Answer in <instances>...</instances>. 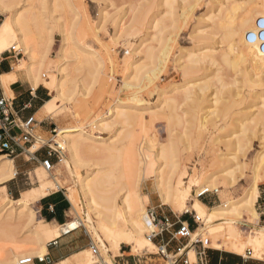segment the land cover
<instances>
[{
    "label": "rangeland",
    "instance_id": "rangeland-1",
    "mask_svg": "<svg viewBox=\"0 0 264 264\" xmlns=\"http://www.w3.org/2000/svg\"><path fill=\"white\" fill-rule=\"evenodd\" d=\"M149 1L151 0H16L10 5L7 4L9 9L13 7L20 9L24 14L23 17L30 20L40 41H44V46L40 50L43 52V47H46L43 52L46 56L42 65H37L40 72L39 84H43L50 90L49 99L52 98V102L57 103L55 111L50 112L43 108L42 112L37 115V118H46L47 124L37 129V140L30 151L34 152L37 148L47 147L57 150V155L53 167L45 177H42V172L46 171L45 166L35 163L33 166L27 165L23 171L19 169L17 176L13 175L8 180L0 182V208L9 200H13L15 206L11 213L13 214L12 223H10L11 214L0 211L1 263L10 264L13 252L17 251L18 246H23L22 241L26 240L29 244L34 239L30 231L32 227L41 223L36 208L41 195L36 189L42 182L51 181L52 186L48 192L62 189L66 196L76 195L82 211L80 216L90 221L78 227L80 234L73 239L81 245L85 244L84 250L67 260H62L61 264H99L103 260L106 264H118L116 257L120 253V248L124 246H128L132 257L148 260L149 264H173L171 260L168 261L156 253L157 240L153 241L154 245L148 244L142 247L126 242L113 247L111 242L96 228L98 226L97 211L82 193L78 175H84L91 165L97 168L107 166L99 164L104 157V148H101L99 143L93 144L97 145V148L87 149L82 156L83 164L81 167L76 166L61 136V130L65 127H80L97 141L120 132V135L116 134L114 141L118 142L117 147L122 153L131 139H134L137 145L141 143L152 152V157L162 147L167 148L173 161L185 162L190 171L196 169L198 180H201L203 174L222 171L231 166L235 179L233 188H226L224 181L220 180L218 184L210 186L212 193L204 198H198L207 205L208 213L212 208L228 202L229 199H241L251 189L253 183L251 169L257 153L264 150V124L257 120V110L263 107L264 76L255 75L254 72L247 74L249 70L245 69L246 66H241L239 72H233L229 68L223 69L221 66L213 65L211 78L199 82V84L207 82L209 87L207 98L200 101V109L195 107L197 102H193L192 99L181 100L179 108L175 111H170L168 107L163 108L162 97L172 95L171 89L174 84L179 85L183 82L180 69L188 59V52L198 48L201 35L206 30H210L211 11L216 9L219 0H189L190 2L186 4L188 12L184 17L180 15V21L175 24L166 14V7L163 4H158L148 15L139 12L143 9L147 12L151 3ZM9 9L7 12L0 11V25L9 18ZM151 15H157V19L160 20L158 29H162L159 32V41H155L159 54L156 64H152L145 55L146 48L152 43ZM141 19H144L143 23L140 22ZM75 22H79L82 29H76L73 39L88 50L95 52L94 57H88L95 60L96 64L89 65L93 67L92 69L86 66V63L84 65V62L82 63L84 67L72 64L71 67L76 65V69L73 70L70 67L66 88L75 86V93L72 92L71 96L60 100L55 96V90L52 88L61 76L58 67L62 62L67 61L61 58L64 32L60 24L66 23L67 27L70 25L73 27ZM214 37L216 38L212 42H217L220 34ZM214 44L217 53L224 50L221 44ZM17 46L19 53L9 52L12 49L10 45L0 54L3 57L13 55L14 57L10 59L13 67H16L20 59H25L26 63L28 61L19 43ZM27 66L28 64H25L21 71L28 74ZM164 91L168 93L163 94ZM6 94L9 98L13 97L11 93L6 92ZM115 105H120L129 112L135 110L133 106H138L139 111L144 114L146 126L139 123L130 126L113 124L106 128L99 126V118L106 117ZM202 122L204 124L200 126ZM249 123L252 124L249 125ZM244 125L254 131L251 130L250 133V130H247V135L250 136L248 148L234 158L235 138L242 135ZM7 157L14 158L13 156ZM21 158L26 160L29 157L24 154ZM29 162L31 161L26 163ZM13 165L17 170L16 159L15 161L13 159ZM117 166L118 172L116 173L119 174L122 172V162ZM157 166L150 169L153 171L148 169V174L146 171L147 175L142 182L140 194L146 199L145 213L152 210L158 219L162 216H170L175 222H177L176 217L184 221L189 220L193 227H199L196 234L202 232L205 237L210 238L212 247L220 250H227L226 243L228 242L245 241L254 230L264 231V168L258 178L260 184L255 202V214L244 209L237 219L229 218L221 222L206 220L195 222L192 216L195 212L190 214V212L175 211L163 202L155 183ZM188 181L189 176L184 179V183L187 185ZM215 187L219 188V192L214 189ZM196 189L194 186L193 191L190 192L188 200L190 205L197 199ZM23 197H26V208L18 212L19 215L16 216L18 199ZM72 205L74 211L70 203L66 221L74 216L78 217L73 202ZM8 214L10 218H7ZM14 217L17 220H14ZM218 224L221 225L215 234V240L211 229ZM1 225H5L6 229ZM9 227L12 229L14 239L10 231H7ZM151 231H147L145 236L148 237ZM170 238V235H165L166 240ZM46 241H48L46 243L48 246L50 241L48 239ZM91 242L98 246L99 256L93 254L90 247ZM28 244L22 247L24 254H20V258L27 255L25 253L31 248H27L30 246ZM177 244L175 240H172L169 244L170 250L175 249ZM244 254L242 255L244 258L264 264L263 259L252 256L253 251L249 247L245 249ZM41 255L42 253L39 252L35 257ZM191 256V260L195 261V257L192 254Z\"/></svg>",
    "mask_w": 264,
    "mask_h": 264
},
{
    "label": "bare ground",
    "instance_id": "bare-ground-1",
    "mask_svg": "<svg viewBox=\"0 0 264 264\" xmlns=\"http://www.w3.org/2000/svg\"><path fill=\"white\" fill-rule=\"evenodd\" d=\"M14 2H16V0H0V11L7 12L9 5ZM149 2L151 3L147 12L144 11V9L139 12L148 15L157 7L158 4H163L166 7V14L172 18V21L175 24L180 21V15L181 17H184L185 13L188 12L186 4L190 1L151 0ZM56 5L58 4L56 3ZM179 8L180 10H178ZM9 12V18L0 25V54L7 50L10 45L11 48L15 47L18 51L19 49H17V45L19 43L25 56L28 57V61L26 63L25 59H20L19 63L15 67V70L11 73L1 75V78L4 84L17 79V74L23 69L25 64H28L27 69L29 77L34 82V85H36L40 82V72L38 66L42 65L44 57L46 56V54L43 53L46 50V47H43V52L40 50V48L44 46V41H40L39 36H37V33L29 22L30 20L23 17L24 14H22L20 9L13 7L12 9H9ZM151 16V29L153 31L150 32V35L152 43L148 46V48H146L145 55L150 59L152 64H156L158 62L159 54L157 53V45L155 44V41H159V32L162 31V29H158V23H160V20L157 19V15ZM260 17H264V0H219V4L216 9L211 11V25L209 23L210 30H206L201 35V42L198 45V48L188 52V59L185 60L183 67L180 69L183 82L179 85H177L178 83L176 85L174 84L171 89V92L173 93L172 95H165L162 97L163 108L168 107L170 111H175L179 108L180 102L192 99L193 102H197L195 107L200 109V101L207 98L209 87L207 82L202 84H199V82L207 78H211L210 76H212L213 65L221 66L223 69L229 68V70L231 69L233 72L238 70L240 71L241 66H246L245 69L249 70L247 71V74L254 72L255 75L264 76V51L260 50L256 43L251 42L247 38L248 32L255 29L257 21ZM143 20L144 19H141L140 22ZM60 25L64 32V44H62L61 58L67 59V61L62 62L58 67V71L61 76L58 78L56 85L52 88L55 90V96L60 100H64L65 97L71 96L75 93V86H71L73 90L70 89L71 87L68 89L66 88L67 81L69 80H67V78L70 75L71 65L79 64V66L81 65L80 67H84L86 63V66H93L96 62L91 57H88H94L95 52L88 50L77 43L78 41H74L73 39L76 29H82V25H80L79 22H75L73 27H71V25L67 27L66 23H62ZM172 34L171 37H173ZM218 34H220L219 39H217L218 41L212 42L214 38H216L214 36H218ZM15 43H17V45ZM214 43L221 44L222 49L224 50L217 53V48L213 46ZM75 67L76 65H74V67L72 66L71 69L75 70ZM90 68L92 69L93 67ZM166 93L168 92L164 91L163 94ZM262 103L263 107H259L257 110V120H259L261 124H264V97L262 99ZM56 104L57 103L55 101L52 102V100H50L44 108L47 111L52 112L55 111ZM58 108L59 107H57V109ZM133 108L135 110L129 112L124 107L115 105L112 110L108 112L106 117L99 118L98 125L103 128L112 126L113 124H124L130 126L132 124L139 123L142 126H146L144 114L139 111L138 106H133ZM178 119L180 120L179 117ZM251 121L253 120L251 119ZM203 124L204 123L202 122L200 126H203ZM250 124L252 123H249V125ZM246 126H243L242 135L235 138L236 144L233 147L236 152H234V158H236V155L244 152L248 148L250 136L247 135V132L250 130L251 133V130L253 129H248ZM116 134L120 135V132H116L109 138L97 141L92 135L87 134L80 127H65L61 130L64 145L68 149L76 166L81 167L83 164L82 156L85 154L87 149L97 148V145L93 144L99 143L102 146L101 148H104V157L101 159L99 164L100 166H107L97 168L93 167L94 165H91L88 167L87 172L84 175L78 176L82 193L88 198L92 207H94L97 211L98 226L96 228L111 242L113 247H118V245L122 242L134 243L138 247L148 244L154 245L153 240L149 236L156 226L153 222H151L152 217L149 213H145L146 199L142 197L140 190L145 176L149 171H153L150 169H154L157 164L158 172H156V186L162 196L163 202L170 205L175 211L195 212V216L201 222H204V220L208 222H221L224 220L226 221L229 218L237 219L243 213L242 211L244 209L253 212L254 214L256 213L255 202L259 194L260 184V182H258V178L261 176L264 168V150L257 153L255 157V161L251 169L253 182L251 189L248 190L241 199H229L228 202L212 208L208 213L206 209L207 205L198 199V196L201 192L206 190L212 191L210 186L218 184L220 180L224 181L226 188H233L235 179L234 171L231 169V166L222 171L203 174L201 180H198L196 177V169L194 168L190 171L185 162L180 160L173 161L170 158L171 153L167 148L162 147L160 151L152 157V152L147 150V148H145L141 143L137 145L134 139H131L130 143L122 153L119 147H117L118 142L114 141ZM132 137H134V135ZM89 140L90 142H88ZM7 156L8 155L5 154L0 155V182L8 180L16 172L13 160ZM121 162L123 164L122 172L117 174V165ZM44 168L46 171L42 172V177L47 176L51 170L46 166ZM53 176L55 177V175ZM188 176L189 181L186 185L184 183V179ZM51 186V181H44L37 187L36 190L41 197H44L49 193L48 189ZM194 186L197 188L195 191V197L197 199H195V202L190 205L188 202L189 195L190 192L193 191ZM214 189L219 192V188L215 187ZM122 192L123 195L120 196V193ZM68 198L71 203L73 202L75 204V210L78 217L72 219L61 227L64 232L77 229L81 224L84 225V223L90 222L89 219H84L80 216L82 215V211L76 195L70 194ZM18 201V206H16V216L17 214L19 215L21 210L26 208V197L20 198ZM13 203V200H9L2 208H0V211H3L6 214L13 213L12 210L15 209ZM10 214L7 215V218L11 217L10 223H12L13 214H11L12 216ZM14 220H17V218L14 217ZM3 224H5V222ZM220 225L221 224L213 226V229H211V231L213 230V238L215 240V234L217 233ZM8 226H11V224H8ZM1 227H5V225H1ZM8 230L10 233L12 232L10 227L7 231ZM149 230L152 231L147 237L145 236V233L147 231L149 232ZM30 232L34 239H32L29 244L26 240L22 241L21 245L23 244V246H18L17 251L13 252L10 264H20L21 259L34 258L39 252L42 253L39 257H45V253H47L46 243L48 242L46 239L49 241L54 240L60 234L59 229L48 225L46 220L43 218H41V223L32 227ZM10 233L8 232L9 235ZM11 237L14 239V234L12 236L11 233ZM25 244L30 245L27 247L28 249L30 247L31 248L27 251V253H25L27 254L26 256L20 258L19 255L24 254V252H22V247H25ZM226 244L227 250L239 255H245V249L249 247L251 251H253L252 256L254 258L264 260V231L262 230L252 231V235H250V237H248L245 241H232ZM34 245H37V247H34ZM96 247L98 246L96 245ZM191 254L195 256L193 250H189L190 258L192 257ZM99 255L100 250H98V254H96V256ZM104 262L105 260L102 261V264H106ZM61 263L62 260L55 262L54 264ZM0 264L3 263L0 262Z\"/></svg>",
    "mask_w": 264,
    "mask_h": 264
},
{
    "label": "crops",
    "instance_id": "crops-1",
    "mask_svg": "<svg viewBox=\"0 0 264 264\" xmlns=\"http://www.w3.org/2000/svg\"><path fill=\"white\" fill-rule=\"evenodd\" d=\"M14 57L13 55L0 56V85L5 92L13 94L12 100L9 101V111L17 119V121L22 122L33 116L35 119V140L28 144L27 147L32 148L37 140L36 131L40 129L43 125H46V118H37L44 106L49 102L50 90L43 84H36L30 79L29 75L25 72L20 71L17 74V79L11 80L4 84L1 75L11 73L15 70L13 63L10 59ZM15 133H19V129L14 128ZM43 147V146H42ZM48 148H37L34 152H24L18 149L17 154L13 155V159L17 161L18 166H16V173L14 177L18 175L19 169L24 170L27 165H32L35 163L42 164V161L48 158ZM27 155L29 158L22 160V155ZM12 159V160H13ZM52 163H55L56 156L50 157ZM31 161L29 163H26ZM13 177V178H14ZM12 178V179H13ZM9 190V189H8ZM30 190V189H28ZM25 190V191H28ZM24 191V192H25ZM71 201L62 189L49 192L46 196L41 197L36 204L37 213L40 218L46 220L48 225L60 230L59 236L50 241L47 246V253L52 263L59 262L61 260H67L85 248V244H79L74 242L73 239L77 237L80 232L77 229L64 232L62 226L75 218V216L66 221V215L69 210ZM74 211V206L71 203ZM177 227V225H176ZM167 235V234H166ZM165 239V236H163ZM132 254L128 250V246L120 248V253L116 257L118 264H149L148 260H141V258H135L131 256ZM34 264H41L37 260ZM208 264H260L256 260H249L244 258L242 255L235 254L230 250H220L216 248H211L208 250Z\"/></svg>",
    "mask_w": 264,
    "mask_h": 264
},
{
    "label": "built area",
    "instance_id": "built-area-1",
    "mask_svg": "<svg viewBox=\"0 0 264 264\" xmlns=\"http://www.w3.org/2000/svg\"><path fill=\"white\" fill-rule=\"evenodd\" d=\"M247 38L251 42L256 43L260 50L264 51V17L258 19L255 29L248 32ZM9 52L19 53L15 47H12ZM10 100L12 99L5 95L0 85V154L13 156L17 154L18 149L29 153L31 151L27 145L35 140V119L31 116L25 121H17L9 111ZM14 128L19 129L20 132L15 133ZM54 155H57V150L51 148L48 150V158L42 161V164L48 169L53 167L50 157ZM212 192L206 190L201 192L198 197L204 198V196ZM148 213L152 217L151 222L156 226L149 237L153 241L157 240V254L168 261L171 260L173 264H208V250L212 248L210 238L205 237L202 232L196 234L199 227H193L189 220L184 221L180 217H176L177 222H175L170 216H162L158 219L154 211L150 210ZM190 214L192 213L190 212ZM192 216L195 222H198L199 219L195 215ZM166 234L170 235L171 238L168 240L164 239L163 236ZM172 240H175L178 244L175 249L170 250L169 244ZM90 247L95 255L98 254L99 249L93 242H91ZM189 250L194 251L195 261L191 260ZM35 260L41 264L52 263L48 256L43 258L37 256L21 259L20 264H34Z\"/></svg>",
    "mask_w": 264,
    "mask_h": 264
}]
</instances>
